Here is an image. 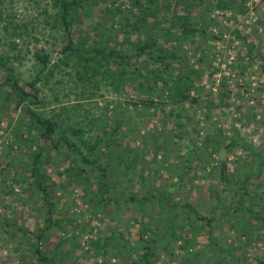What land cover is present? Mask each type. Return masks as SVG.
Masks as SVG:
<instances>
[{"label":"trees","instance_id":"16d2710c","mask_svg":"<svg viewBox=\"0 0 264 264\" xmlns=\"http://www.w3.org/2000/svg\"><path fill=\"white\" fill-rule=\"evenodd\" d=\"M50 1V9H44L43 14L45 26L49 27V31L54 35L52 36L55 46L56 41L63 43L58 62H54L51 53L44 49L31 51L38 71L32 81L27 83V91L19 83V74L14 66L16 56L0 53V93L5 87L9 88L4 101L10 103L15 99L14 109L23 108L30 119V124L25 123L27 138H24L23 134H16L20 137V146L28 150L27 162L21 169L29 178L26 177L24 182L19 181L16 176L13 181L27 184L29 189L36 190L47 216L46 228L33 234L35 240L32 237L27 238L32 239L31 257L36 259L37 264H62L55 257L49 256L41 247V243L52 227L61 226L56 217L57 204L53 201L55 193L49 190L51 186L44 171L45 164L47 157L52 153L57 155L66 151L73 160L68 168L72 178L81 174L85 176V180L96 182L97 192L93 198H82L83 202L91 205L93 217H102L110 207H114L118 212L133 207L141 217L139 239L135 245L126 239L125 233L123 235L119 232L120 219L112 218L116 220L115 229L105 241L98 240V250L126 246L136 253L132 264H157L158 240L163 235V224L175 226V223L181 220L192 227L206 230L209 240L207 248L197 253L194 252L197 246L194 240L183 241L184 238L177 236L173 231L172 238L175 242H183L179 246L180 249L191 252L180 264H200L202 253L207 255L209 262L213 260L214 264H227V257L231 262L244 264L248 259L245 249L254 242H264V140L257 145L235 127L232 136H227L221 128H216L215 132L206 133L203 150L196 145L195 140H192L193 146H186L188 162L198 161L199 166H202L203 174L196 176L197 179L206 180L210 172L214 173L215 169L219 168V171H216L217 181L211 177L208 185L210 198L216 200L217 204L211 210V216H201L197 214L193 204L188 201L183 203L173 197L175 190L183 185L184 179L193 171L187 164L180 167L181 173L176 176L172 187L161 184V189L151 187L146 190L148 185L142 183V193H136L130 178L133 168L131 163L141 158L144 162L145 151L137 153L133 160L125 159L128 153L136 151L130 146L122 147L121 142L127 136L123 126L127 125L129 130L135 129L128 124L132 118H126L125 110L117 114L119 117L114 118L112 128H109L108 124L110 104L104 108L105 117H91L85 126H81L80 121L67 123L73 120V117L66 107H61L59 112L51 116H46L41 111L40 108L46 107L47 102L46 98L42 97L38 84L50 85L61 67L65 66L71 69L68 73L71 81L77 87H83L81 95H85L88 88L99 89L100 81L114 93H128V89L132 87L139 90L146 100L143 104L134 103V106H140L145 112L161 107L167 113L165 116L172 119L169 141L159 138L155 143L152 151L155 168L151 169V172H169L173 178V166H160L161 163L168 165L169 156L161 161L159 151L162 149L169 153L170 145H182L189 135L187 124L183 121V117L190 119L186 113L202 102L211 108L230 109L234 105L239 109L240 105H237L236 101L250 93L251 86H248L246 92L234 94L227 81L220 82L217 91L215 83L210 90H205L202 80L207 74L202 64L207 61L206 53L211 42L221 40L223 35V32L214 33V26L217 25V20L213 19L214 12H231L230 19L236 20L238 15L248 14V3L251 0H128L129 4L122 0ZM100 5H104V8L99 10L108 17L106 22L83 30L81 23L84 18L92 16L95 7ZM108 22L109 26L106 25ZM258 25L264 26V23ZM24 28L27 26L24 25ZM4 29L7 30L8 27ZM24 30H14V39L23 37L27 31ZM256 31L258 32L257 28ZM234 33L245 44V57L249 66L259 64L260 72L264 74V45L249 42L239 30H234ZM36 41L39 40L36 38ZM190 46L195 48L194 51L189 50ZM240 70L243 76L245 72ZM219 71L220 68H215L210 73V78ZM93 96L94 93L90 92L88 97L91 99ZM55 99L56 102L59 101L58 96ZM156 103H159V106H155ZM258 103L255 106L260 105V101ZM119 106L121 104L117 105L113 112H116ZM79 109L81 104L73 107V116L77 117L76 110L78 115L80 114ZM210 114L209 111L208 118ZM237 149L246 153L245 167L240 165V158L237 157L234 161L237 165L233 170L229 167L228 158L222 159L219 167L214 168L210 154L217 156L221 151H225L228 156L236 153ZM115 160L118 165L114 164ZM118 166L124 168L118 171ZM142 180L146 181L144 177ZM156 183L153 181L154 186ZM148 208H159L160 213L167 215L165 221L156 223L153 217L148 215ZM62 219L70 224L77 223L73 216L64 215ZM215 221L228 224L240 245H220L214 238ZM8 226L11 224L8 223ZM257 230L262 232V236L256 235ZM16 231L18 234L28 235L25 229L16 228ZM64 244L65 240H62L57 246L62 248ZM237 250H242L241 256H235ZM209 262L206 264H210ZM256 264H264V258L256 260Z\"/></svg>","mask_w":264,"mask_h":264},{"label":"rangeland","instance_id":"374dc122","mask_svg":"<svg viewBox=\"0 0 264 264\" xmlns=\"http://www.w3.org/2000/svg\"><path fill=\"white\" fill-rule=\"evenodd\" d=\"M122 2L129 4L128 0H122ZM50 3V0H0V53L5 52L10 56H16L14 66L19 74V83L27 91H29L27 83L32 81L38 71L34 65L33 51L44 49L50 52L54 62H58V59L61 58L60 52L63 43L56 41L57 45L55 46L54 35L49 31V27L45 26L43 11L46 8L50 9ZM95 8L94 14L84 18L81 23L83 30L97 26L100 22H106L108 17L99 10L104 8V5ZM248 8V14L238 15L236 20L230 19L231 12L225 14L218 10L214 12L213 19L217 20L214 33L223 32V35L221 40L211 42L207 50V61L204 65L202 64L207 75H204L202 85L205 86V90H210L212 84L215 83L216 90L220 82L227 81L234 94L246 92L248 86H251L250 93L240 98V101H236L237 105H240L239 109L234 105L230 109L211 108L202 102L186 113L190 119L183 117V121L187 124L186 130L189 135L182 145L179 147L170 145L169 153H165L162 149L159 151L161 161L169 156L168 165L161 163L160 166H173L174 179L169 172L160 171L156 174L151 172V169L155 168L152 152L155 143L159 138L169 141L168 134L173 125L172 119L165 116L167 113L161 107L145 112L141 110L140 106H134V103L143 104L146 100L136 88H129L128 93H114L111 88L105 87L103 81H100L99 89L88 88L86 94L81 95L83 87H77L68 74L71 69L62 66L56 79L52 80L50 85L38 84L42 90L41 95L46 98L47 102L46 107L40 109L46 116H51L59 112L61 107H66L69 110L68 113L73 117V120L67 121V123L72 124L75 121H80L81 126H85L91 117H105L104 108L110 104L109 128L114 126V118L119 117L117 114L125 110L126 118H132L128 124L135 129L129 130L127 125L123 126L127 136L121 142L122 147L130 146L131 149L136 150L128 153L125 159L126 161L131 160L137 153L145 151L144 162L141 158L137 162L131 163L133 168L130 171V178L131 183L135 185L136 193H142V183L148 185L146 190H150L151 187L161 189V184H164L165 187L169 185L172 187V184L176 182V176L181 173L180 167L187 164L193 171H190L189 176L184 179L183 185L175 190L173 197L183 203L188 201L193 204L197 214L211 216V210L217 201L210 198L208 185L212 178L217 181L216 171L218 172L219 168L215 169L214 173L210 172L206 180L197 179L196 176L203 174L202 166H199L198 161L188 162L186 146H193L192 140H195L196 145L203 150L206 133L215 132L216 128H221L227 136H232L234 135L233 127H235L248 140L257 145L264 140V74L260 72L259 64L255 63L254 66H249L245 57L247 52L245 44L234 33V30H239L249 42L264 45V26L258 25L261 22L264 23V1L251 0L248 3ZM109 22L106 25L109 26ZM24 25L27 28H24ZM5 27L8 29L5 30ZM16 29L19 32L25 31L24 29L27 31L23 37L14 39L13 33ZM36 38L39 41H36ZM190 49L194 51L195 48L190 46ZM213 56L215 57L212 58ZM215 68H220V71L210 78V73ZM240 69L245 72L243 76L240 74ZM60 81L63 83H58ZM244 85L245 87H243ZM8 90L10 89L5 87L0 93V99H2L0 101V264H37L36 259L31 257L30 244L32 239H36L33 238V234L40 232L48 225L47 216L36 190L29 189L27 184H18L13 181V177L16 176L19 181L24 180V182L26 177L29 178L26 176V172L21 169L27 162L28 150L20 146V137L16 134H23V137L27 138L25 123L30 124V119L23 108L14 109L15 99L10 103L4 101ZM90 92L94 93L91 99L88 97ZM56 96L59 97L58 102H56ZM258 101H260V105L255 106V104H259ZM77 104H81V109H79V115L76 110L77 117H75L72 109ZM119 104L121 106L117 107L116 112H113ZM158 104L156 103L155 106H159ZM209 111L210 118L207 117ZM199 130L202 132L198 133ZM210 155L213 165L215 164L214 168L222 159L228 158L229 167L233 170L237 165L234 164L237 157L240 158V165L246 166V153L239 149L236 150V153L228 156L225 151H221L217 156ZM72 162L70 153L67 154L66 151L57 155L52 153L47 157L44 171L48 184L51 186L49 190L55 193L53 201L57 204L56 217L61 222V226L51 228L41 243V247L48 252L49 256L55 257L62 264H132L131 261L136 258L134 250L126 246L98 250L97 242L98 240L105 241L112 235L116 221L112 218H119L121 221L119 232L125 233L126 239L135 245L139 239L141 227V217L136 213L137 209L132 207L118 212L114 207H110L102 217H93L91 205L83 202L82 198H86V200L93 198L94 193L97 192L96 182L85 180V176L81 174L72 178V173L68 171ZM114 164L118 165L116 160ZM123 168L118 166V171ZM143 177L146 179L145 182L142 180ZM124 180L127 181L125 177ZM153 181L157 182L155 186ZM147 211L156 223L158 221L163 223L167 217L166 214L159 212V208H148ZM64 215L73 216L77 223L70 224L64 221L62 219ZM8 223L11 226H8ZM175 224V226L168 223L163 224V235L158 240L157 264H180L191 254L190 251L180 249L182 241L175 242L172 238L173 231L177 236L181 235L184 238L183 241L185 239L194 240L197 243L194 252L199 253L207 248L209 236L206 230L192 227L181 220ZM213 226L216 228L214 238L220 245L223 247L240 245L236 234L228 224L215 221ZM16 228L27 230L28 235L18 234ZM259 231L257 230L256 235L262 236V232ZM28 237H32V239L28 240ZM62 240H65V244L62 245V248H58L57 245ZM190 248L193 249V247ZM245 251L247 252L245 256L248 259L244 261V264H256V260L264 258V242H254ZM242 253V250H237L235 256H241ZM208 259L207 255L202 253L199 263L206 264L209 262ZM226 260L227 264H237L231 262L228 257ZM209 263L214 264V261L211 260Z\"/></svg>","mask_w":264,"mask_h":264}]
</instances>
